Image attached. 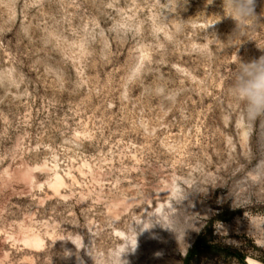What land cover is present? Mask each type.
I'll return each mask as SVG.
<instances>
[{"label":"rangeland","instance_id":"rangeland-1","mask_svg":"<svg viewBox=\"0 0 264 264\" xmlns=\"http://www.w3.org/2000/svg\"><path fill=\"white\" fill-rule=\"evenodd\" d=\"M262 61L264 0H0V264H264Z\"/></svg>","mask_w":264,"mask_h":264},{"label":"trees","instance_id":"trees-1","mask_svg":"<svg viewBox=\"0 0 264 264\" xmlns=\"http://www.w3.org/2000/svg\"><path fill=\"white\" fill-rule=\"evenodd\" d=\"M214 230L212 221H210L199 234L192 247L188 250L184 257V264H195L198 258L206 252H225L226 254H234L243 258V254L234 251L228 247H223L214 241Z\"/></svg>","mask_w":264,"mask_h":264},{"label":"clouds","instance_id":"clouds-1","mask_svg":"<svg viewBox=\"0 0 264 264\" xmlns=\"http://www.w3.org/2000/svg\"><path fill=\"white\" fill-rule=\"evenodd\" d=\"M244 91L254 106H264V61L256 66L254 78Z\"/></svg>","mask_w":264,"mask_h":264},{"label":"bare ground","instance_id":"bare-ground-1","mask_svg":"<svg viewBox=\"0 0 264 264\" xmlns=\"http://www.w3.org/2000/svg\"><path fill=\"white\" fill-rule=\"evenodd\" d=\"M162 211H163V209H162ZM169 218H170V217H169ZM167 219H168V217H167ZM168 221H169V220H168ZM165 222H166V221H165ZM145 223H146V221H145ZM147 224H149V223H147ZM142 228H143V227H142ZM144 228H145V224H144ZM144 228H143V229H144ZM151 229H152V228H151ZM146 230H147V228H146ZM125 232H126V231H125ZM125 232H124V233H125ZM155 232H156V231H155ZM155 232L153 233L154 236H155V234H157V233H155ZM124 233H122V234H124ZM133 233H134V232H133ZM144 233H145V231H144ZM149 233H150V230H149ZM149 233H147V235H149ZM126 234H127V233H126ZM126 234H125V235H126ZM134 234H135V233H134ZM151 235H152V234L150 233V236H151ZM135 236H137V235H135ZM121 237H122V236H121ZM124 237H125V236H124ZM130 237H131V236H130ZM133 238H135V237L133 236ZM136 238H137V237H136ZM123 239H125V238H123ZM35 240L38 241V242L40 241L38 238H36ZM127 240H128V239H127ZM132 240H133V239H132ZM156 240H158V239H156ZM123 241H124V240H123ZM128 241H129V240H128ZM135 241H137V240H135ZM138 241H139V240H138ZM130 242H131V241H130ZM130 242H129L128 244H130ZM122 244H123V243H122ZM131 244H133V243H131ZM124 245H125V243H124ZM124 245H123V246H124ZM126 245H127V243H126ZM135 245H136V242H135ZM135 245L133 244V246H135ZM123 246H122V248H123ZM125 249H126V248H125ZM122 250H123V249H122ZM122 257H123V253H122ZM125 257H126V256H125ZM119 259H121V258H119ZM121 262H122V261H121Z\"/></svg>","mask_w":264,"mask_h":264}]
</instances>
